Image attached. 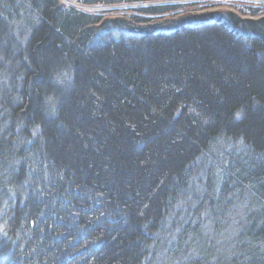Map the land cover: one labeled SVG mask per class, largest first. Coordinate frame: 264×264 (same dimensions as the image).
Returning a JSON list of instances; mask_svg holds the SVG:
<instances>
[{
    "label": "trees",
    "instance_id": "1",
    "mask_svg": "<svg viewBox=\"0 0 264 264\" xmlns=\"http://www.w3.org/2000/svg\"><path fill=\"white\" fill-rule=\"evenodd\" d=\"M75 1L154 4L0 0V264H264V11Z\"/></svg>",
    "mask_w": 264,
    "mask_h": 264
},
{
    "label": "rangeland",
    "instance_id": "2",
    "mask_svg": "<svg viewBox=\"0 0 264 264\" xmlns=\"http://www.w3.org/2000/svg\"><path fill=\"white\" fill-rule=\"evenodd\" d=\"M65 5L75 7L78 10L95 12L101 11L104 16L117 17V16H127V14H135V9L138 6H146L149 4L138 3V4H116V5H95L88 6L82 5L75 0H58ZM177 3L183 4V10H187L194 13L211 12L214 15H222L226 11L232 12L239 15L242 18L251 17V10L264 11V0H180ZM160 4V3H158Z\"/></svg>",
    "mask_w": 264,
    "mask_h": 264
}]
</instances>
